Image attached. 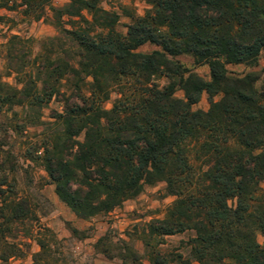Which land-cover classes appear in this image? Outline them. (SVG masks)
<instances>
[{"label":"trees","instance_id":"16d2710c","mask_svg":"<svg viewBox=\"0 0 264 264\" xmlns=\"http://www.w3.org/2000/svg\"><path fill=\"white\" fill-rule=\"evenodd\" d=\"M53 1L0 0V10L21 9L35 22L50 11L59 30L21 63V89L0 82V113L21 109L37 126L53 100L63 105L37 148L60 200L90 219L164 183L176 200L143 232L154 264H264V68L243 77L227 69L259 66L264 0H143L151 7L143 17L119 3L126 0ZM122 17L131 21L126 34ZM147 44L161 51L137 52ZM9 45L11 58L28 42ZM180 56L208 66L210 81ZM112 93L120 99L107 109ZM204 93L210 109L194 110ZM12 156L0 141V264L25 257L18 240L34 219L15 192ZM188 233L186 254L156 250ZM38 245L36 264L48 249Z\"/></svg>","mask_w":264,"mask_h":264},{"label":"rangeland","instance_id":"374dc122","mask_svg":"<svg viewBox=\"0 0 264 264\" xmlns=\"http://www.w3.org/2000/svg\"><path fill=\"white\" fill-rule=\"evenodd\" d=\"M16 1L20 3V0ZM66 3L68 0H54L53 6L59 8ZM119 3L130 7L138 17L145 16L151 9L143 0H126ZM105 8L109 9L106 5ZM130 24L129 19L122 17L118 30L126 34ZM58 35L59 30L53 25L50 11L47 12V18L35 22L26 18L21 9L0 10V82L21 89L23 77L17 73L21 63L32 61L41 52V45L47 39ZM13 37H19L21 41L28 42V45L21 53L13 52L15 56L10 58L9 49L12 47L9 42ZM154 51H161V48L147 44L137 52L151 54ZM176 60L205 81H210L208 66H197L190 56H180ZM263 68L264 52L258 67L227 65L233 77H243L252 72L261 73ZM30 70L26 69L25 72ZM165 82L161 81V84L164 85ZM261 86L262 81L257 84L258 88ZM176 96L184 98L182 91H177ZM119 99L120 95L112 93L105 107L111 109ZM220 99L221 97L217 96L214 101L218 102ZM209 109L210 97L204 93L194 110ZM62 111L63 105L53 100L42 111L37 126H32V122L21 109H3L0 113V141L4 145V151L13 155L16 170L13 175L16 182L15 192L20 198L30 202L34 213V219L27 222L23 229L30 231L29 236L21 234L18 240V243L22 244L25 257L14 258L8 264H36L34 259L42 252L39 241L47 243L48 249L45 257L37 264H154L152 251L145 247L143 232L151 221L165 217L176 198L168 196L166 185L159 183L155 186H145L136 199L126 201L111 213L90 219L78 217L60 200L56 186L48 177L38 156L42 154L37 148L42 144L44 130L49 123L54 122L55 115ZM4 130L7 133H4ZM6 169L8 171V167ZM193 236V233H188L167 237L166 244L156 250L163 253L185 252L183 243L187 244ZM257 239L261 245L264 244L262 235L258 234ZM130 253L138 255L139 260L135 262Z\"/></svg>","mask_w":264,"mask_h":264}]
</instances>
